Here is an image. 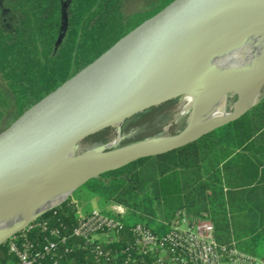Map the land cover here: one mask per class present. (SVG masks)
<instances>
[{
    "label": "trees",
    "instance_id": "trees-1",
    "mask_svg": "<svg viewBox=\"0 0 264 264\" xmlns=\"http://www.w3.org/2000/svg\"><path fill=\"white\" fill-rule=\"evenodd\" d=\"M62 1H67L65 27L58 39ZM168 1L0 0V130L128 26ZM134 3L139 9L128 12L127 6ZM108 140L105 137L101 144ZM78 189L106 205L125 207L119 219L125 224L126 238L107 245L112 250L131 242V225L141 223L160 233L167 230L173 214L184 209L196 216L206 214L217 243L263 256L264 91L247 111L198 139L89 178L71 195ZM77 212L70 196L45 210L0 242V264H18L9 250L11 242L19 248L30 244L36 254L42 252L46 239L56 244L43 259L47 264H102L92 244L70 235ZM117 257L116 264H153L151 256L127 263L122 254Z\"/></svg>",
    "mask_w": 264,
    "mask_h": 264
},
{
    "label": "water",
    "instance_id": "water-1",
    "mask_svg": "<svg viewBox=\"0 0 264 264\" xmlns=\"http://www.w3.org/2000/svg\"><path fill=\"white\" fill-rule=\"evenodd\" d=\"M240 1L248 5L253 3L251 0ZM66 4L67 1L61 3L62 27L58 39L62 37L65 27ZM244 20V17L227 10L222 3H218V0H170L128 26L97 55L76 71L70 72L64 80L28 105L0 130V185L26 179L34 171L53 172L57 169L69 168L74 164L79 165L75 168L71 167L72 170L69 169L73 176L94 171L80 182L81 185L87 179L105 171L170 152L247 111L254 104L250 102L253 88L258 83H262L260 94L264 88V71L251 73L252 69H250L255 63L257 49L262 42L258 43L255 38L239 47L234 45L219 51L216 57L208 62L209 67H224L231 64L236 69H250V73L255 75V78L245 77L246 82L242 86L221 100L223 110L210 116L204 124L188 130L189 122H187L175 134L128 145L111 146L112 140H110L94 149L73 154L71 157H63L49 151H35L24 156L35 137L57 120L87 106V110L69 122L64 130L69 131L88 122L89 110L93 109L98 96L110 83L143 85L149 81L150 74L157 69L169 74L195 67L193 64L160 58L138 66L130 73H125L124 70L128 68L126 61L129 59L148 54L160 47L228 33ZM144 142L152 143L126 151ZM101 163L112 165L97 170Z\"/></svg>",
    "mask_w": 264,
    "mask_h": 264
},
{
    "label": "bare ground",
    "instance_id": "bare-ground-1",
    "mask_svg": "<svg viewBox=\"0 0 264 264\" xmlns=\"http://www.w3.org/2000/svg\"><path fill=\"white\" fill-rule=\"evenodd\" d=\"M251 1L253 3L248 5L240 0H218V3H222L227 10L244 17L245 20L228 33L160 47L148 54L129 59L126 61L128 68L124 72L130 73L132 69L160 58L193 64L194 68L173 71L169 74H164L161 70L152 72L149 81L143 85L110 83L106 90L98 96L93 109L89 110L88 122L69 131L64 130L69 122L87 110V106L57 120L35 137L24 156L35 151H49L63 157H71L79 137H82L81 135L90 127L112 121L119 122L124 115L137 109L187 92L183 102H194L196 97L205 93V89L209 92L208 103L203 113L192 121L191 128L204 124L210 116L223 110L221 100L235 83L245 80V77L254 79L255 75L251 74L252 72L264 71V0ZM252 38H255L258 43L262 42L257 49L255 63L250 66L251 73L250 69H236L231 64L224 67L207 65L219 51L234 45L239 47ZM213 84L217 86L212 88ZM262 85L258 83L253 88L250 96L251 103L258 100ZM122 105L121 109L114 111ZM150 143L152 142L137 144L126 151ZM117 144H119V137L112 140L111 146ZM78 165L74 164L71 167L75 168ZM110 165L112 164L101 163L97 170ZM71 167L57 169L53 172L34 171L26 179L0 185V241L26 227L45 209L66 199L85 177L94 173V171H89L85 175L76 177L70 174Z\"/></svg>",
    "mask_w": 264,
    "mask_h": 264
},
{
    "label": "built area",
    "instance_id": "built-area-1",
    "mask_svg": "<svg viewBox=\"0 0 264 264\" xmlns=\"http://www.w3.org/2000/svg\"><path fill=\"white\" fill-rule=\"evenodd\" d=\"M107 206L110 214L103 210L78 211L77 222L70 233L92 244L102 264H116L118 254L124 257V263L137 257L144 262L151 256L153 264H220L223 261L264 264V255L248 254L234 246L217 243L213 225L206 214L196 216L184 209H178L167 222V230L160 233L141 223L131 225V242L112 250L107 245L125 241L126 228L119 216L124 215L126 209L118 203ZM64 239L65 236L61 237L62 241ZM55 246V242L46 239L42 252L33 254L30 244L24 243L19 248L11 242L9 250L15 254L18 264H47L43 259Z\"/></svg>",
    "mask_w": 264,
    "mask_h": 264
},
{
    "label": "rangeland",
    "instance_id": "rangeland-1",
    "mask_svg": "<svg viewBox=\"0 0 264 264\" xmlns=\"http://www.w3.org/2000/svg\"><path fill=\"white\" fill-rule=\"evenodd\" d=\"M137 9H139L138 3L127 6L128 12ZM158 71L160 70L157 69L153 72L155 73ZM243 80L235 83L230 88L229 93L234 92L237 88L242 86ZM0 86L2 87L1 82ZM215 86H217V84H213L212 88H215ZM204 91L205 93L196 97V101L194 102H183V98L188 94L187 92L185 94L171 96L137 109L130 114L124 115L119 122L114 123V121H112L104 125L92 126L81 135L82 137H79L74 147L73 154L98 147L105 137L109 138L108 141L119 137V146H122L143 141L146 138L152 139L169 136V134L179 131L187 122H189L187 129H190L192 121L203 113L208 103L209 92L205 89ZM122 107L123 105L115 108L114 111ZM156 117L157 120L153 123L152 121ZM8 121H10V119ZM106 127L111 128L101 130ZM69 196L72 201L76 203L78 211L81 213L85 211L102 210L108 207L98 196L91 195L83 189H78ZM220 264L232 263L223 261Z\"/></svg>",
    "mask_w": 264,
    "mask_h": 264
}]
</instances>
